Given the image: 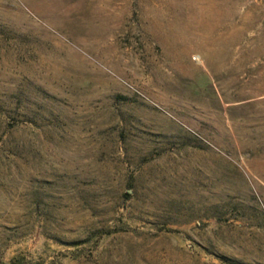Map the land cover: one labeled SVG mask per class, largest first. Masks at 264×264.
<instances>
[{"label": "rangeland", "instance_id": "rangeland-1", "mask_svg": "<svg viewBox=\"0 0 264 264\" xmlns=\"http://www.w3.org/2000/svg\"><path fill=\"white\" fill-rule=\"evenodd\" d=\"M0 264H264V0H0Z\"/></svg>", "mask_w": 264, "mask_h": 264}]
</instances>
